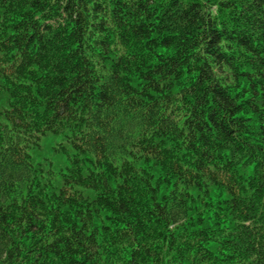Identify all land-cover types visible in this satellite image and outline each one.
<instances>
[{"label": "trees", "instance_id": "1", "mask_svg": "<svg viewBox=\"0 0 264 264\" xmlns=\"http://www.w3.org/2000/svg\"><path fill=\"white\" fill-rule=\"evenodd\" d=\"M0 264H264V0H0Z\"/></svg>", "mask_w": 264, "mask_h": 264}, {"label": "rangeland", "instance_id": "2", "mask_svg": "<svg viewBox=\"0 0 264 264\" xmlns=\"http://www.w3.org/2000/svg\"><path fill=\"white\" fill-rule=\"evenodd\" d=\"M51 145H53V147H57V143L56 142H51ZM52 152H53L52 149L49 147V150L45 151L43 153V156L46 157V158L52 159V157H53ZM63 157H65V156H63Z\"/></svg>", "mask_w": 264, "mask_h": 264}]
</instances>
